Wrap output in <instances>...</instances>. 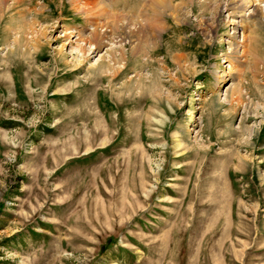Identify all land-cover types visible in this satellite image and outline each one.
Here are the masks:
<instances>
[{"label":"rangeland","instance_id":"374dc122","mask_svg":"<svg viewBox=\"0 0 264 264\" xmlns=\"http://www.w3.org/2000/svg\"><path fill=\"white\" fill-rule=\"evenodd\" d=\"M76 2L0 6V264H264V23Z\"/></svg>","mask_w":264,"mask_h":264},{"label":"bare ground","instance_id":"6f19581e","mask_svg":"<svg viewBox=\"0 0 264 264\" xmlns=\"http://www.w3.org/2000/svg\"><path fill=\"white\" fill-rule=\"evenodd\" d=\"M77 0H70V3H71V6H73L75 3L77 4V2H76ZM81 1V0H80ZM98 0H83V3H84V6L86 7L87 5H91V6H89L90 8L91 7H95L96 6V2H97ZM205 1H213V0H205ZM73 2H75V3H73ZM172 2V0H168V4L165 6V3L163 2V0H150V3H149V6L153 9H151V11H152V13H154V14H156L158 11H159V9H164V8H167V7H170V3ZM227 5H229V9H230V13L232 14V15H234L233 16V18L235 17V16H239L240 17V20H239V22L241 21L242 23L244 22V20H245V18H246V16H244L245 15V11L246 10H249V15L247 16V20L249 19L250 21H252V23L254 24V25H258L259 23H264V22H261L260 20H261V17H262V19H264V15L262 14V12H261V10H260V6H259V3H261V2H264V0H227ZM258 2V3H257ZM5 3V0H0V6L1 5H3ZM98 3V2H97ZM200 3V2H199ZM207 3V2H206ZM172 4V3H171ZM79 5V4H78ZM204 5V4H203ZM207 5V4H206ZM70 6V5H69ZM81 6V5H80ZM172 7H174L173 9H175V8H177V5H174V4H172L171 5ZM178 6H179V4H178ZM200 6V5H199ZM205 6V5H204ZM203 6V7H204ZM75 7V6H74ZM85 7H83L82 9H84L83 10V13H86L87 12V10H89L88 8H85ZM159 8V9H158ZM228 8V7H227ZM74 9V8H73ZM92 9V8H91ZM94 10V9H93ZM91 11V10H90ZM89 11V12H90ZM163 11V10H162ZM78 12V11H77ZM97 12V11H96ZM156 12V13H155ZM82 13V12H81ZM92 13V15H93V18H92V20H94V19H97V17H98V15H99V13L97 12V13H93V12H91ZM171 13V12H170ZM172 14V13H171ZM85 16V15H84ZM85 22L86 21H88V20H90L88 17H84V19H83ZM236 20L234 19L231 23H234ZM236 23V22H235ZM237 23H238V21H237ZM105 24H108V22L107 23H105ZM112 25H111V28H113L114 26H115V24H114V22L113 23H111ZM241 24V23H240ZM91 25H92V28H91V30H90V33H89V35H88V37L87 38H85V37H83L82 36V34L80 35V33H78L77 35V40H76V42H79V43H77L76 45H77V47H78V45L79 46H81V45H86V43H87V47L88 48H85L84 46H81V47H79V49L80 50H82V53H84V51L86 50L87 52H89V50H90V48H93V50H91V52L90 53H92V52H95V50L98 48V46H99V41L96 39L97 37H98V39H99V37L101 36H98L99 35V31H98V25L96 24L95 25V27L93 26L94 24L93 23H91ZM90 25V26H91ZM150 25V24H149ZM148 25V26H149ZM260 25V24H259ZM101 26V25H100ZM105 26V25H104ZM152 26V25H151ZM241 26V29L243 30V26L242 25H240ZM233 27H237V26H233ZM153 29V28H152ZM241 29H239L238 31H240ZM234 31H235V28H234ZM241 32H243V31H241ZM42 34H43V30H42V32H41ZM101 34V33H100ZM74 35V34H73ZM243 35V34H242ZM241 35V36H242ZM83 37V38H82ZM103 37V39L104 38H106L107 36H102ZM252 37H254V36H251V38ZM243 38V37H242ZM100 39H102V38H100ZM103 39L102 40H100V42H102L103 43ZM106 40V39H105ZM20 41V40H19ZM83 42V43H81V42ZM37 44V43H36ZM16 45H19V43H18V41H16ZM35 45V44H34ZM26 47V46H25ZM76 47V46H75ZM82 56L83 57H85L84 56V54H82ZM101 62V61H100ZM99 64V63H98ZM106 64V63H105ZM102 66H103V64H101ZM101 68H103V67H101ZM98 71V70H97ZM198 85L196 84V87H197Z\"/></svg>","mask_w":264,"mask_h":264}]
</instances>
